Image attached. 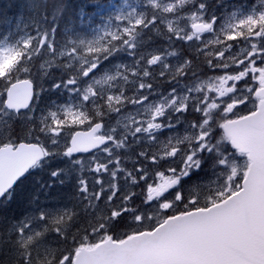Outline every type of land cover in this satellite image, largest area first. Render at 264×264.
<instances>
[{"label":"snow or ice","instance_id":"6c2138e0","mask_svg":"<svg viewBox=\"0 0 264 264\" xmlns=\"http://www.w3.org/2000/svg\"><path fill=\"white\" fill-rule=\"evenodd\" d=\"M0 264H264V0H0Z\"/></svg>","mask_w":264,"mask_h":264}]
</instances>
